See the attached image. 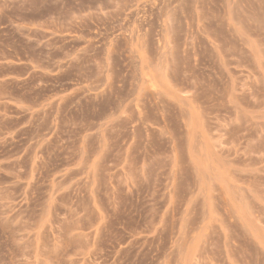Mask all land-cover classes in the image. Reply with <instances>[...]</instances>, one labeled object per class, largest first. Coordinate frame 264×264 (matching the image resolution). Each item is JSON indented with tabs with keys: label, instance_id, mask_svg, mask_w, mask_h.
<instances>
[{
	"label": "rangeland",
	"instance_id": "obj_1",
	"mask_svg": "<svg viewBox=\"0 0 264 264\" xmlns=\"http://www.w3.org/2000/svg\"><path fill=\"white\" fill-rule=\"evenodd\" d=\"M0 264H264V0H0Z\"/></svg>",
	"mask_w": 264,
	"mask_h": 264
}]
</instances>
